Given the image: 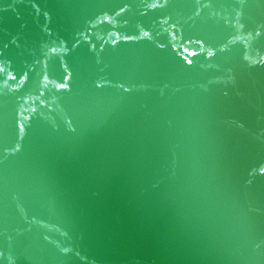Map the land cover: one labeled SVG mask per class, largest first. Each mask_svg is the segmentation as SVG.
Listing matches in <instances>:
<instances>
[{
  "label": "water",
  "instance_id": "95a60500",
  "mask_svg": "<svg viewBox=\"0 0 264 264\" xmlns=\"http://www.w3.org/2000/svg\"><path fill=\"white\" fill-rule=\"evenodd\" d=\"M0 264H264V0H0Z\"/></svg>",
  "mask_w": 264,
  "mask_h": 264
}]
</instances>
